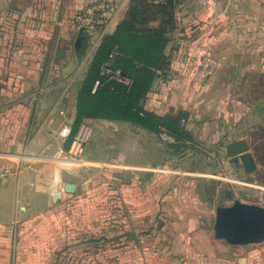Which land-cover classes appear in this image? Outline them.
Returning <instances> with one entry per match:
<instances>
[{
  "label": "crops",
  "instance_id": "obj_1",
  "mask_svg": "<svg viewBox=\"0 0 264 264\" xmlns=\"http://www.w3.org/2000/svg\"><path fill=\"white\" fill-rule=\"evenodd\" d=\"M93 1L0 0V68H18V76L25 80L22 90L40 85L42 68L64 72L75 68L76 78L80 76V87L72 91L74 99L66 101L62 112L67 122L64 132H72L71 136L81 123L76 124L78 91L105 37L114 35L130 18L133 2L118 0L114 20L105 28L87 27L83 46L77 50L79 29L74 18ZM173 1L180 28L197 39L195 54L209 51L216 66L208 75L201 73L186 63L170 40L165 53L175 76L153 81L146 107L159 115L187 112L186 129L204 144L221 139L227 144L245 141L257 166V171L247 173L245 184H257L254 179L264 170V0H218L210 6L199 0ZM31 68L34 77L27 79ZM45 105L60 108L62 103L49 99ZM82 122L91 129V138L81 164L66 167L62 164L72 163L53 155L63 140L46 123L29 127L26 135L34 134L36 141L22 145V153L13 156L24 160L0 158V264H62L58 255L69 242L57 235L65 228L59 223L74 212L70 202L76 196L90 201L88 195L96 185L114 183L120 198L130 201L142 195L140 186L146 184L147 192L156 178L170 175L165 165L170 149L161 134L127 119L90 116ZM187 160L174 172L182 170L189 177L196 176L185 180H197L207 165L197 152ZM169 228L172 252L154 257L153 264H251L254 254L245 246L229 245L207 227Z\"/></svg>",
  "mask_w": 264,
  "mask_h": 264
},
{
  "label": "rangeland",
  "instance_id": "obj_2",
  "mask_svg": "<svg viewBox=\"0 0 264 264\" xmlns=\"http://www.w3.org/2000/svg\"><path fill=\"white\" fill-rule=\"evenodd\" d=\"M164 1L155 0V4H166ZM171 12L170 26H162L167 19L162 9L148 12V21L136 26L134 33H127L122 41L123 48L146 56L154 54L157 48L149 46L150 35L160 36V31L168 28V34H172L180 28L175 9L172 8ZM149 22L153 25L145 26ZM155 45L158 47L159 43ZM31 70L27 79L34 77L35 69ZM72 70L73 73H70ZM18 75V68H0V158L16 162L24 160L13 156L22 153L19 152L22 145L36 141L34 134L26 135L29 127L43 126L44 123L52 124L59 132L57 136L64 142L53 155L66 157L74 135L64 132L62 112L67 106L66 101L74 99L72 91L77 92L80 87V76L76 78L75 68H70L68 72L62 68H42L43 80L40 85L25 91L22 90L25 80ZM81 89L77 95V117ZM49 99L52 102L57 99L62 105L60 108L56 105L47 107L45 104ZM82 121L78 118L76 124ZM188 135L181 140L168 135L173 142L167 140L171 157L165 165L169 172L166 174L171 176L164 180L156 178L155 183L151 182L152 190L146 192L144 184L138 188L139 193L142 190V195L137 193L136 198L125 201L120 198L116 184L108 183L102 187L96 185L88 195L90 201L80 200L76 196L70 202L74 212L63 216L59 223L60 226L64 225L66 232L62 228L61 233L57 234L61 240L69 242V247L58 255L62 264H153L154 257L169 256L172 252L168 244L173 233L169 227L202 225L214 232L218 205H230L235 199H240L264 206V170L254 179L257 184H245L249 182L248 172L241 160L230 154L225 140L210 145L198 141L192 134L191 138ZM194 152L200 154L207 166H204L203 174H197V180L187 181L185 178L196 176L189 177L182 170L174 171L178 167L183 168ZM227 190H231V197H226ZM82 210H85L84 213H79ZM244 246L254 254L251 264H264V241Z\"/></svg>",
  "mask_w": 264,
  "mask_h": 264
},
{
  "label": "trees",
  "instance_id": "obj_3",
  "mask_svg": "<svg viewBox=\"0 0 264 264\" xmlns=\"http://www.w3.org/2000/svg\"><path fill=\"white\" fill-rule=\"evenodd\" d=\"M174 7L173 0H166V4L152 5L146 0H133L129 12L130 18L121 23L114 35L105 37L83 82L78 102L79 119L90 116L127 119L159 134L167 133L175 140H181L188 134L191 138V134L186 129L189 118L187 112L172 110L165 115H159L146 107L150 87L153 81L160 77L157 71L160 70L165 78L175 76L172 61L165 53L169 41L172 40L170 32L168 34L169 28L160 31V36L150 35L148 38L149 46L157 48L151 56L136 50L127 51L122 46L127 33H134L136 26L148 21V12L151 13L154 9L163 10L167 19L162 26L165 24L170 26L171 11ZM134 38L137 40V37ZM157 43H159L158 47L155 45ZM112 53H115L112 67L119 68L122 75L129 77L130 84L102 73V67L108 62ZM97 81L99 84L94 90Z\"/></svg>",
  "mask_w": 264,
  "mask_h": 264
},
{
  "label": "built area",
  "instance_id": "obj_4",
  "mask_svg": "<svg viewBox=\"0 0 264 264\" xmlns=\"http://www.w3.org/2000/svg\"><path fill=\"white\" fill-rule=\"evenodd\" d=\"M204 6H210L216 3L218 0H199ZM120 3L118 0H95L88 4L81 12L77 13L74 18V23L77 29L85 26L88 28H105L116 17L119 11ZM172 47L179 54H181L186 63L191 64L194 68L208 75L216 66V62L211 57L209 51L203 52L201 55L195 54L197 46V39L194 38L186 29L178 28L171 34ZM117 52V51H116ZM115 53L110 55V59L102 67V73L109 75L110 78L116 79L120 82L127 84L131 83L129 77L121 74L119 68H113V59ZM160 77L165 78L162 72L157 71ZM99 81L96 82L94 90L98 86ZM91 138V129L85 122H81L72 138L71 146L69 148L66 158L69 159L72 164L83 163V154L85 146ZM164 140H171L172 137L167 134H162Z\"/></svg>",
  "mask_w": 264,
  "mask_h": 264
},
{
  "label": "water",
  "instance_id": "obj_5",
  "mask_svg": "<svg viewBox=\"0 0 264 264\" xmlns=\"http://www.w3.org/2000/svg\"><path fill=\"white\" fill-rule=\"evenodd\" d=\"M87 27L83 26L78 31L75 48L80 50L84 43ZM65 57V52H60ZM231 155L238 157L247 172H253L257 166L248 151V145L240 140L228 144ZM231 190L226 191V197H231ZM215 237L224 240L232 246H244L261 243L264 241V206L247 203L235 199L230 205H218L214 222Z\"/></svg>",
  "mask_w": 264,
  "mask_h": 264
},
{
  "label": "bare ground",
  "instance_id": "obj_6",
  "mask_svg": "<svg viewBox=\"0 0 264 264\" xmlns=\"http://www.w3.org/2000/svg\"><path fill=\"white\" fill-rule=\"evenodd\" d=\"M66 160H68L69 162H71L69 159H67L66 157H64ZM72 163V162H71Z\"/></svg>",
  "mask_w": 264,
  "mask_h": 264
}]
</instances>
